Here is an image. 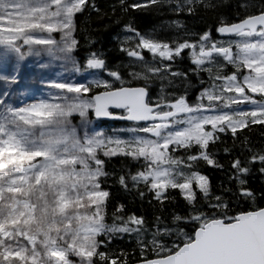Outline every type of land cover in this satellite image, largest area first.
Listing matches in <instances>:
<instances>
[{
  "label": "snow or ice",
  "instance_id": "1",
  "mask_svg": "<svg viewBox=\"0 0 264 264\" xmlns=\"http://www.w3.org/2000/svg\"><path fill=\"white\" fill-rule=\"evenodd\" d=\"M118 2L177 17L159 35L123 26L124 71L103 52L77 58L79 18L106 15L96 0H0V264H264V190L248 186L264 178V142L250 136L264 133V0H237L231 16L219 12L230 0ZM201 10L216 24L193 32L180 17ZM30 59L63 69L43 98L15 87ZM101 118L127 122L125 135L97 130ZM201 163L226 174L219 192ZM109 180L152 219L109 213ZM177 196L183 212L169 208Z\"/></svg>",
  "mask_w": 264,
  "mask_h": 264
},
{
  "label": "trees",
  "instance_id": "2",
  "mask_svg": "<svg viewBox=\"0 0 264 264\" xmlns=\"http://www.w3.org/2000/svg\"><path fill=\"white\" fill-rule=\"evenodd\" d=\"M132 2V0H128ZM97 6L103 10L106 15L98 16L97 13L92 12L91 14H83L79 20V30L77 32V39L80 41L78 51L76 53L77 58L83 63L88 57L90 52H103L105 59L110 67L120 66L121 70H127L124 65L127 63V57L119 49L121 41L125 35L124 25L131 21L134 26L143 33H148L156 30L159 35L161 32V24L166 20H173L177 17L172 13L168 12L167 8L163 9L162 12L146 11V10H133L130 13H124L119 9L118 0H96ZM237 0H230L231 7L226 6L219 10L220 14L231 16L234 10V6ZM116 6V12L113 15L112 7ZM218 13L199 11L198 14L193 16H187L183 14L180 19L188 29L193 32H202L208 28H214L217 21ZM117 19L119 23H117ZM173 29H167L166 34L171 35ZM215 35V33H214ZM94 41V43H92ZM189 67L188 61H185L181 68ZM69 74V73H68ZM75 78V77H74ZM184 85H180L178 88L168 89V91H174L179 94ZM159 90V82L153 84L152 89ZM198 81L192 80V87L188 88V94H190L189 100H193L198 93ZM197 89V90H196ZM153 91V90H152ZM192 93V94H191ZM253 145L257 148L264 142V133L260 131V126H256V130L250 133ZM229 143L231 141L229 140ZM221 163L228 166V159L223 155L220 157ZM124 161L120 157L113 158L112 161L107 165L108 171H116L122 167ZM202 173L208 175L209 180L213 186V190L216 192L220 191L221 181L226 182L227 176L221 170L211 168V166H205L203 163L200 165ZM264 178L258 173L249 178V187L256 192L264 190ZM111 195L109 197V213H111L116 206L119 204L125 205V210L128 213L135 212L138 215H145L149 220L152 219L151 213L153 209L145 202L141 207V201L135 198L134 194L125 193L118 184L112 180L108 181L106 185ZM134 201V202H133ZM170 210L174 209L177 212L184 211V201L182 197L177 196L174 204L169 205ZM120 248L129 250L133 245L128 244L124 241H118Z\"/></svg>",
  "mask_w": 264,
  "mask_h": 264
},
{
  "label": "rangeland",
  "instance_id": "3",
  "mask_svg": "<svg viewBox=\"0 0 264 264\" xmlns=\"http://www.w3.org/2000/svg\"><path fill=\"white\" fill-rule=\"evenodd\" d=\"M25 65L31 68L28 69L27 71H23V68H21V79H20L21 83H19V85L17 86V89H19L20 91L30 90L35 93V97L37 99L43 98L47 95V89L45 85L49 80H54L57 78H60V79L64 78V77L59 76V73L63 71V69L59 67H55L52 69H41L39 67V63L34 59H30L29 61H26ZM28 72H30V78L35 79L34 81L29 80ZM42 75L44 76V79H41ZM68 75H70V73ZM2 87L4 88L5 85L2 84ZM17 94L19 95V91L17 92ZM28 102H34V101L29 100ZM74 122L79 124V118L77 119L74 118ZM94 126L97 130L104 132V130L98 129V127L95 124ZM121 128L123 127L117 128L113 130L112 132L106 133V134L109 136H124L125 135L124 133H120L118 131Z\"/></svg>",
  "mask_w": 264,
  "mask_h": 264
},
{
  "label": "water",
  "instance_id": "4",
  "mask_svg": "<svg viewBox=\"0 0 264 264\" xmlns=\"http://www.w3.org/2000/svg\"><path fill=\"white\" fill-rule=\"evenodd\" d=\"M116 111H119V110H116ZM100 121H111V120H114V119H109V118H101L99 119Z\"/></svg>",
  "mask_w": 264,
  "mask_h": 264
}]
</instances>
